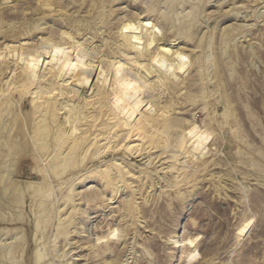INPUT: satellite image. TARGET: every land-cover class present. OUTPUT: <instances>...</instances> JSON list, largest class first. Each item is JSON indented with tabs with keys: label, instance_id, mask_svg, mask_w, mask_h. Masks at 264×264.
Wrapping results in <instances>:
<instances>
[{
	"label": "rangeland",
	"instance_id": "obj_1",
	"mask_svg": "<svg viewBox=\"0 0 264 264\" xmlns=\"http://www.w3.org/2000/svg\"><path fill=\"white\" fill-rule=\"evenodd\" d=\"M184 29L191 38H181L177 47L189 52L192 68L177 86L183 95L164 84L161 102L170 114L144 134L152 158L160 156L139 173L147 159L136 162L125 154L120 162L134 179L127 174L116 187L113 170L107 186L96 175L94 169L113 156L91 158L93 141L69 154L74 140L62 135L55 160L51 150L28 146L26 131L38 116L31 115V95L13 91L17 106L4 113L0 106V171L9 164L15 178L40 185L33 192L20 183L19 199L14 185L0 181V264H42L35 263L39 249L57 264H264V0H9L0 6V50L22 40L36 47L42 39L63 42L66 31L75 40L88 39L85 48L100 59L131 63L137 39L146 56L154 50L150 40L166 42ZM58 99L66 111L65 99ZM94 110L86 111L80 132L110 123L106 110L99 118ZM202 122H211L219 137L215 153L195 165L194 174L182 173L176 151L186 150L185 127ZM162 136L170 144L159 152ZM59 142L53 141L52 151ZM81 149L88 150L86 171L67 169L56 177L51 164L77 159Z\"/></svg>",
	"mask_w": 264,
	"mask_h": 264
},
{
	"label": "bare ground",
	"instance_id": "obj_2",
	"mask_svg": "<svg viewBox=\"0 0 264 264\" xmlns=\"http://www.w3.org/2000/svg\"><path fill=\"white\" fill-rule=\"evenodd\" d=\"M8 3L9 0H0V6ZM41 7L46 11H51L52 5L43 2ZM187 29L176 32L175 36H171L172 40L169 37L166 42L150 40L148 43L150 46L153 45L154 50L153 53L146 56L143 55L144 41L137 39L132 45L135 58L131 63L117 57L112 61L105 58L100 59L101 57L93 49L85 48L88 39L75 40V37L66 31H62L60 34L63 42L42 39L38 47L32 46L25 40H22L17 46L5 44L0 50V106L2 111L4 113L14 103L15 107L17 106V103L11 98L13 91H17L22 96L31 95V115L37 114L38 116L34 119L37 122L34 126L32 125V134L30 133L31 129L27 126L26 133L28 132L30 138L28 146L37 147L45 154L51 150L53 152L51 160H55L60 155L58 150L62 148V142H65V140H61L62 135L67 137L66 140L69 138L74 140L69 147V154L76 148L80 149V144L88 145L90 141H93V144L97 145L91 158H103L104 156L106 158L108 153L113 156L106 162L109 163L108 165L104 164L95 168L94 171L98 173L96 175L100 181L107 186L113 182L111 179L113 170L118 181L113 184L116 187L129 174L122 166L125 154L138 158L136 162L147 159L139 173L142 170L147 171L152 161L160 156L156 155L155 158H152L154 152H151V145H146L143 141L144 134L161 125L163 117L169 113L161 102V99L164 98H162L164 95L163 85L168 83L173 86V90L176 89L177 97L183 95L181 90H177V86L187 76L192 68V62L188 55L189 52L177 47L179 45L177 41L181 38L186 40L191 38L188 35L189 32L185 31ZM134 31L137 36L138 28H135ZM57 96L65 99L66 111H62ZM80 97H83L81 101H79ZM23 99L24 97L20 101ZM89 107L97 111L98 118L106 110V119L112 116L110 123H104L94 131H91L94 126L89 125L85 131L80 132L79 125L82 121L86 122L88 118L86 111ZM121 126L122 129H120ZM0 128H2V123ZM185 128L190 133L189 139L184 144L186 150L185 152L176 151V158L180 157L178 160L182 173H186L190 169L192 171L195 165H202L203 161L208 159V155L213 156L215 153L213 146L219 138L211 122L207 124L202 122L200 126L188 123ZM32 138H34L33 141ZM56 140L60 142L55 144L57 152H54L52 144ZM15 142L17 146L20 145L19 140ZM169 144V138L162 136L159 139V152L166 151ZM87 151L81 149V152L84 153L83 155L82 153L78 154L77 159L71 156L70 160L65 159L61 164L52 163L51 170H59L58 173H55L56 177L61 176L67 169L72 171L80 169L75 172L77 175L82 170L86 171L84 159ZM143 155L147 156L141 158ZM74 160L75 162H73ZM11 167L9 164L1 167L3 169L0 171L3 174L0 177L1 186H6L9 181L14 185L13 191L18 194L19 199L20 194L17 186L20 183H24L28 191L37 192L39 190L40 185L35 182L36 180L15 178L17 173H14L10 169ZM77 175H74L71 180L75 179ZM129 177L134 179V175L129 174ZM72 192V188L67 189V194L64 196L65 204L71 199L69 194ZM52 202L51 200V204ZM49 204L50 200L44 201V206ZM57 210L58 208H55L53 212L55 213ZM39 260L43 261L42 264H57L52 259L44 257L40 249L36 251L35 263ZM104 264H114V262L105 260Z\"/></svg>",
	"mask_w": 264,
	"mask_h": 264
}]
</instances>
